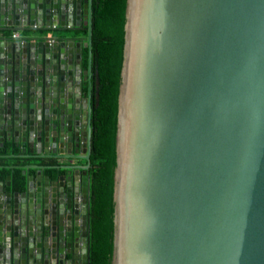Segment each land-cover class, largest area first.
<instances>
[{"label":"water","instance_id":"1","mask_svg":"<svg viewBox=\"0 0 264 264\" xmlns=\"http://www.w3.org/2000/svg\"><path fill=\"white\" fill-rule=\"evenodd\" d=\"M93 32L0 0V264H90ZM116 164L112 264H264V0H128Z\"/></svg>","mask_w":264,"mask_h":264},{"label":"trees","instance_id":"2","mask_svg":"<svg viewBox=\"0 0 264 264\" xmlns=\"http://www.w3.org/2000/svg\"><path fill=\"white\" fill-rule=\"evenodd\" d=\"M127 5L128 0H94L90 264L113 260L117 115ZM85 52L86 67L88 49ZM13 180L17 187L22 185L21 169L13 170Z\"/></svg>","mask_w":264,"mask_h":264},{"label":"crops","instance_id":"3","mask_svg":"<svg viewBox=\"0 0 264 264\" xmlns=\"http://www.w3.org/2000/svg\"><path fill=\"white\" fill-rule=\"evenodd\" d=\"M85 90H86V82H85ZM20 154L21 152L18 149H16L15 152H13L10 146L5 144L3 141L0 142V181L1 182L5 183L7 181L8 176H10L13 179V170L21 169V168H18V166H25V165H30V164H33V165L41 164V165L51 166V165L60 164V162H58L57 160H50V159H42V160L24 159L18 156ZM80 164H85V161H81ZM21 170L23 173L24 170L23 169ZM55 172L56 171L51 170V169L45 170V173H55ZM61 172H65V171L61 170ZM36 173H37L36 169L30 170V174L35 175Z\"/></svg>","mask_w":264,"mask_h":264},{"label":"built area","instance_id":"4","mask_svg":"<svg viewBox=\"0 0 264 264\" xmlns=\"http://www.w3.org/2000/svg\"><path fill=\"white\" fill-rule=\"evenodd\" d=\"M14 36H15V37H17V36H18V34H14Z\"/></svg>","mask_w":264,"mask_h":264}]
</instances>
